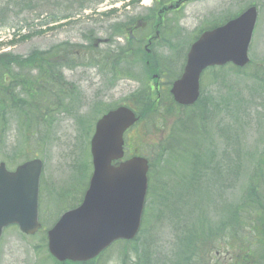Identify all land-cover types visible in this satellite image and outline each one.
I'll return each instance as SVG.
<instances>
[{
  "label": "rangeland",
  "instance_id": "1",
  "mask_svg": "<svg viewBox=\"0 0 264 264\" xmlns=\"http://www.w3.org/2000/svg\"><path fill=\"white\" fill-rule=\"evenodd\" d=\"M129 1L90 0L87 8L80 9L76 0H0V53L10 51L26 56L32 50H51L64 43L81 47L77 49L82 56L63 69L71 87L68 98L60 96L52 104L48 101L42 124L29 125L6 103L0 104V117H4V124L0 127V161L5 162L10 170L29 157H38L44 162L42 178L49 196L46 191V199L42 200L47 227L81 200V193L91 176L88 143L85 139L78 141L81 118L92 121L101 111L128 103L142 86L143 63L130 66L131 73L140 75V80L126 78L129 60L125 57L129 55L132 59L131 53H137L138 49L143 51L145 43L139 46L136 41L125 45V40L113 35L112 26L117 21L127 23L130 17L147 15L152 1ZM251 3L259 7L249 51L253 67H257L264 61V0H200L186 5L168 17L166 40L154 47L157 60L169 59L171 50L174 52L199 29L236 14ZM110 9H116L115 13L108 14ZM12 38L13 43H9ZM96 38H110L113 42L95 48L92 40ZM124 45L128 51L117 49ZM174 45L176 47L172 49ZM70 49L74 52V48ZM249 74L236 75L230 69L215 75L206 73L202 81L208 103L204 125L200 118L197 121L200 130L201 126L203 128L199 132L201 146L192 148L186 155L178 151L168 154L163 163L155 162V188L145 205L142 228L133 241L127 242L125 249L122 250V242L112 246L105 253L106 264H137L145 251L149 263L151 257L152 264H171L178 237L198 217L218 222L212 236L216 240L214 236L229 219L226 211L243 201L245 187L260 155H264V91ZM171 77H165L164 82ZM175 114L168 105L159 113L160 118H167L161 123L168 127L163 134L158 133L160 124L147 125L144 121L126 135V140L129 142L130 139L129 143L137 147V151L156 160L160 141L167 137L169 127L174 125L171 118ZM194 125L192 118L181 124V129L191 130L183 146L196 144ZM89 128L86 127V131ZM75 135H78L77 139ZM77 142L79 161L73 182ZM127 149L129 152V147ZM68 190L69 195L63 197ZM71 203L75 204L68 205ZM45 233L46 230L27 236L15 227L6 230L0 239V264H44L42 261L48 255ZM256 233L247 225L234 239L241 241L244 238L248 245L254 244L253 250L260 249L261 245L254 240ZM235 241L221 239V254L212 251L206 255L211 257V264H239L235 250L229 246ZM210 248V245L206 246V250ZM46 264H51L49 258Z\"/></svg>",
  "mask_w": 264,
  "mask_h": 264
},
{
  "label": "water",
  "instance_id": "2",
  "mask_svg": "<svg viewBox=\"0 0 264 264\" xmlns=\"http://www.w3.org/2000/svg\"><path fill=\"white\" fill-rule=\"evenodd\" d=\"M257 19L255 7L214 31L206 32L193 45L185 73L174 83L175 99L185 105L200 95V75L211 65L249 62L248 47ZM135 122L134 115L121 108L106 116L93 141L96 171L83 205L64 214L49 232L51 252L59 259L88 260L97 256L113 240L133 238L140 226L147 191L145 159L134 158L119 168L111 159L122 156V135ZM33 170L30 175L25 170ZM40 161L28 163L8 173L0 166V186L11 187L21 199L0 198V236L4 226L19 223L26 233L39 227L37 186ZM26 174L25 177H19Z\"/></svg>",
  "mask_w": 264,
  "mask_h": 264
},
{
  "label": "trees",
  "instance_id": "3",
  "mask_svg": "<svg viewBox=\"0 0 264 264\" xmlns=\"http://www.w3.org/2000/svg\"><path fill=\"white\" fill-rule=\"evenodd\" d=\"M19 67H25L27 64L25 61L21 63H17ZM263 67H260L255 74L260 76L261 81L264 83V72L260 70ZM237 72H241L242 70L236 69ZM155 104L149 100L144 107L149 108L148 111L152 110ZM254 208L255 212H260V216L264 215V199H246L234 212L232 217L225 221L221 230L214 237L220 236H228L230 238H234L238 235L239 230H242L247 225H249L252 230L258 231L260 230L261 234H264V218L260 217V224L254 223V216L252 215L251 209ZM216 228L217 225H214ZM214 231H212L211 227L208 230L205 229L204 226L196 229L191 234H186L182 239V248L178 254V260L175 264H209V260L202 261V253L207 255L212 248L215 247L214 238L212 237ZM210 245L211 248L209 250H204L205 246ZM244 246H240L242 248ZM247 247V246H246ZM248 249L244 252L241 264H260L261 259H263V250L254 251L256 257L254 258L252 251Z\"/></svg>",
  "mask_w": 264,
  "mask_h": 264
},
{
  "label": "flooded vegetation",
  "instance_id": "4",
  "mask_svg": "<svg viewBox=\"0 0 264 264\" xmlns=\"http://www.w3.org/2000/svg\"><path fill=\"white\" fill-rule=\"evenodd\" d=\"M181 9V8H180ZM177 11H179V10H177ZM162 16V20H163V22H162V24H161V26H159L160 25V22H156V24H155V28H157L156 30L159 32V34H161V32H163V30H164V27H165V25H166V18H165V15H164V13L161 15ZM147 27V24L145 23V28ZM101 261V260H100ZM99 263V262H98Z\"/></svg>",
  "mask_w": 264,
  "mask_h": 264
}]
</instances>
